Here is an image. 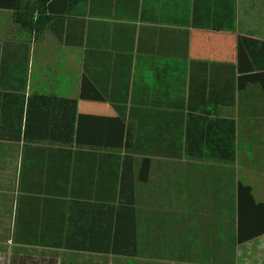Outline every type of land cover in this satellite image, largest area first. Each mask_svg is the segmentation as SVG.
I'll return each instance as SVG.
<instances>
[{"label":"crops","instance_id":"crops-1","mask_svg":"<svg viewBox=\"0 0 264 264\" xmlns=\"http://www.w3.org/2000/svg\"><path fill=\"white\" fill-rule=\"evenodd\" d=\"M232 1L0 0V264H264V230L238 241L239 184L264 204L238 36L264 16ZM31 95L77 99L72 144L69 106Z\"/></svg>","mask_w":264,"mask_h":264},{"label":"trees","instance_id":"trees-1","mask_svg":"<svg viewBox=\"0 0 264 264\" xmlns=\"http://www.w3.org/2000/svg\"><path fill=\"white\" fill-rule=\"evenodd\" d=\"M232 7L234 5V2L231 0ZM22 3L20 0H16V8H20ZM23 19V17H22ZM233 23H230L229 29H233ZM217 27V26H216ZM238 53L240 58H244L245 61L248 62V59L250 60V66H247L246 63V70L250 69L253 70L254 68L257 69H264V41L253 38L251 36L246 35H239L238 36ZM243 56V57H241ZM242 68V67H241ZM29 103L34 102H43V103H63L66 106H69L70 109V117L67 123H63L61 126H59V129H64L67 131V139L63 140L64 143H70L72 144L73 136L75 132V123H76V106H77V99L75 98H59L55 96H48V95H31L28 99ZM131 126L128 125L127 130V137L125 142V147L127 150L135 149L140 150L139 142H131L129 140V137L131 136ZM60 139V137L58 138ZM234 150L231 156L229 157L230 160L234 158L233 156ZM239 194L240 197H244V205L240 207V213H239V234H238V241L242 242L244 240H248L249 238H252L253 236H256V234H260L258 232H262L264 228L261 229H252L248 228L250 224V220H252L254 213H258L262 210H264V204L263 203H257L254 201L253 195H252V189L247 184H239ZM249 223V224H248ZM135 243H133L134 245ZM132 255L135 254V249H133L132 252H130Z\"/></svg>","mask_w":264,"mask_h":264},{"label":"rangeland","instance_id":"rangeland-1","mask_svg":"<svg viewBox=\"0 0 264 264\" xmlns=\"http://www.w3.org/2000/svg\"><path fill=\"white\" fill-rule=\"evenodd\" d=\"M239 19L242 25L249 23L248 17L251 15L252 10H259L264 12V0H239ZM260 14L262 19L264 13Z\"/></svg>","mask_w":264,"mask_h":264}]
</instances>
